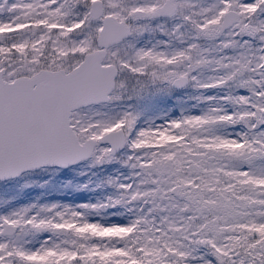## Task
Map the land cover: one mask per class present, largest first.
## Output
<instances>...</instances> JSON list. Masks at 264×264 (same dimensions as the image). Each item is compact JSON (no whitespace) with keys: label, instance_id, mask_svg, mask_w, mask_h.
<instances>
[{"label":"snow or ice","instance_id":"obj_1","mask_svg":"<svg viewBox=\"0 0 264 264\" xmlns=\"http://www.w3.org/2000/svg\"><path fill=\"white\" fill-rule=\"evenodd\" d=\"M0 264H264V0H0Z\"/></svg>","mask_w":264,"mask_h":264}]
</instances>
